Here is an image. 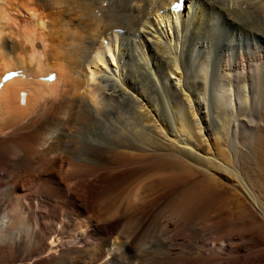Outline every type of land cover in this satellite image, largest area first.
<instances>
[{
  "label": "bare ground",
  "instance_id": "6f19581e",
  "mask_svg": "<svg viewBox=\"0 0 264 264\" xmlns=\"http://www.w3.org/2000/svg\"><path fill=\"white\" fill-rule=\"evenodd\" d=\"M170 1L0 0V264H167L204 202L264 222V0Z\"/></svg>",
  "mask_w": 264,
  "mask_h": 264
},
{
  "label": "rangeland",
  "instance_id": "374dc122",
  "mask_svg": "<svg viewBox=\"0 0 264 264\" xmlns=\"http://www.w3.org/2000/svg\"><path fill=\"white\" fill-rule=\"evenodd\" d=\"M175 78L170 75L171 81ZM195 209L199 210L183 217L171 208L170 234L153 247L167 249L164 253L171 259L167 264H264V222L257 211L221 210L214 202L194 205ZM159 218L166 220L168 215Z\"/></svg>",
  "mask_w": 264,
  "mask_h": 264
}]
</instances>
